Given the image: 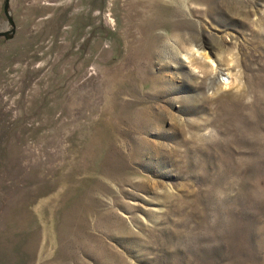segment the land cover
<instances>
[{
	"label": "rangeland",
	"instance_id": "1",
	"mask_svg": "<svg viewBox=\"0 0 264 264\" xmlns=\"http://www.w3.org/2000/svg\"><path fill=\"white\" fill-rule=\"evenodd\" d=\"M0 264H264V0H0Z\"/></svg>",
	"mask_w": 264,
	"mask_h": 264
}]
</instances>
